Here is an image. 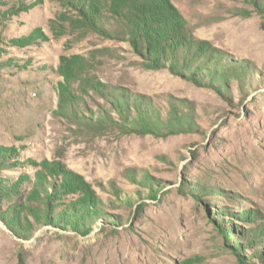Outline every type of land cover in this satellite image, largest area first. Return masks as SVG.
<instances>
[{
  "label": "rangeland",
  "instance_id": "obj_1",
  "mask_svg": "<svg viewBox=\"0 0 264 264\" xmlns=\"http://www.w3.org/2000/svg\"><path fill=\"white\" fill-rule=\"evenodd\" d=\"M147 1L0 0V264H264V14L251 0H168L235 63L241 78L216 90L145 67L123 28ZM119 90L132 114L136 98L161 118L173 103L198 128L133 132L110 104ZM46 186L51 217L97 218L80 231L26 213L34 228L19 235L4 214L39 205Z\"/></svg>",
  "mask_w": 264,
  "mask_h": 264
},
{
  "label": "trees",
  "instance_id": "obj_2",
  "mask_svg": "<svg viewBox=\"0 0 264 264\" xmlns=\"http://www.w3.org/2000/svg\"><path fill=\"white\" fill-rule=\"evenodd\" d=\"M251 1L256 9L264 14V0ZM147 2L151 9L144 10L145 16L142 18L139 13L145 9L146 5L136 7V4L132 3L131 10H139L134 17L137 21L132 28L126 29V26L123 28V31L127 30L128 32V40L132 47L148 61L144 64L145 67L150 69L167 67L174 74L188 76L187 78L194 83L211 85L216 90H219L220 87L228 88V82L232 80L230 76L241 78L240 75L235 73L232 75H230L231 73L228 74L229 66L234 63L232 60L223 58L224 55L211 47L209 43L194 40L185 31L182 16L168 0L160 2L148 0ZM116 15L122 16L121 13H116ZM236 64L239 63L236 62ZM241 73L246 72L241 70ZM215 82L218 86H214ZM240 83L242 85V82ZM119 91L118 98L114 95L109 96L110 104L118 110L124 120V125L133 132L166 137L198 128L192 114L184 113L173 103H171L168 115L165 118H161L159 112L154 109L152 104H144L142 99L136 98L134 100L135 113L132 114L131 108H126L125 106L128 105V103L126 104L127 99H129L130 103L133 101V96L131 94L125 95L122 90ZM139 104L142 108L137 107ZM106 121L108 120L104 119L100 113L96 116L94 122L103 124ZM121 129H123L122 125ZM9 155L5 148L0 147V163H10L8 161ZM2 189L8 190V192L12 190L10 185L5 183ZM40 190L34 195L39 196L37 199L39 205L29 202L28 205L20 207V210L19 208L11 207L4 214L3 219L7 221L8 226L16 230L21 236L31 235L34 228L27 219L26 213L32 215L38 224H59L60 222L63 227L69 226L80 231L90 226L91 219L97 218V213L95 211L91 213V210H84L82 213L81 211H74L69 215L57 213L56 217H51V203L46 193L49 189L46 186ZM56 190L54 189V191ZM7 194L3 191L1 193L4 196H7ZM94 215L96 216L92 218Z\"/></svg>",
  "mask_w": 264,
  "mask_h": 264
}]
</instances>
